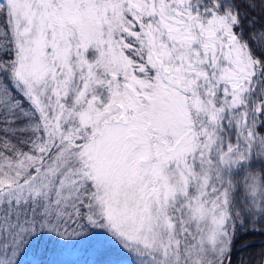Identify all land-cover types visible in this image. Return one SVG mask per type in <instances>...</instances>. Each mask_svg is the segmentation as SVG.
I'll return each instance as SVG.
<instances>
[{
  "label": "snow or ice",
  "instance_id": "obj_1",
  "mask_svg": "<svg viewBox=\"0 0 264 264\" xmlns=\"http://www.w3.org/2000/svg\"><path fill=\"white\" fill-rule=\"evenodd\" d=\"M0 264H264V0H0Z\"/></svg>",
  "mask_w": 264,
  "mask_h": 264
},
{
  "label": "trees",
  "instance_id": "obj_2",
  "mask_svg": "<svg viewBox=\"0 0 264 264\" xmlns=\"http://www.w3.org/2000/svg\"><path fill=\"white\" fill-rule=\"evenodd\" d=\"M33 259H34V257H32V256H29V257H28V260H29V261H32ZM35 259H41V257H36Z\"/></svg>",
  "mask_w": 264,
  "mask_h": 264
}]
</instances>
